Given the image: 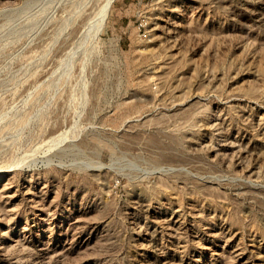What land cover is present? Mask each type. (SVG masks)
<instances>
[{
    "label": "rangeland",
    "instance_id": "374dc122",
    "mask_svg": "<svg viewBox=\"0 0 264 264\" xmlns=\"http://www.w3.org/2000/svg\"><path fill=\"white\" fill-rule=\"evenodd\" d=\"M106 1L0 0V264H264V0Z\"/></svg>",
    "mask_w": 264,
    "mask_h": 264
},
{
    "label": "bare ground",
    "instance_id": "6f19581e",
    "mask_svg": "<svg viewBox=\"0 0 264 264\" xmlns=\"http://www.w3.org/2000/svg\"><path fill=\"white\" fill-rule=\"evenodd\" d=\"M105 1V0H104ZM106 5H103V9L100 11V12H98V14L96 15V19H95V21H92L91 23L93 24V26L95 25H97V23H98V20L103 16V15H105L104 13H107V15H108V12L107 11H109L110 12V10H107L108 8H110L111 6H112V0H107L106 1ZM105 4V3H104ZM106 15V16H107ZM104 17V16H103ZM92 19V18H91ZM104 19H105V17H104ZM101 21H103V19L102 20H100V23H101ZM105 21V20H104ZM105 23V22H104ZM101 26H104V25H102V23L100 24ZM88 26V25H87ZM94 26V27H95ZM97 27V26H96ZM98 28H102V27H100V26H98ZM99 29V30H100ZM86 30V29H85ZM87 32V31H86ZM68 63V62H67ZM65 139V137H63V135H61V136H59L57 139H55L54 141H56V143L57 144H59V143H61V142H63V140Z\"/></svg>",
    "mask_w": 264,
    "mask_h": 264
}]
</instances>
